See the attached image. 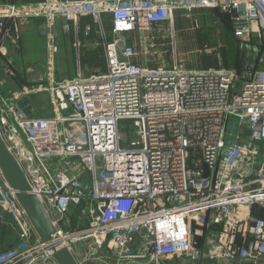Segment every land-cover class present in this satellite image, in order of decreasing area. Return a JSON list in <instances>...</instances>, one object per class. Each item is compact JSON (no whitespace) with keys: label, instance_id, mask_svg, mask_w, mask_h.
<instances>
[{"label":"built area","instance_id":"2783aa9c","mask_svg":"<svg viewBox=\"0 0 264 264\" xmlns=\"http://www.w3.org/2000/svg\"><path fill=\"white\" fill-rule=\"evenodd\" d=\"M203 8L228 14L244 44L257 37V27L264 34V0L0 4V52L8 39H20V19L42 20L48 62L59 52L51 32L58 20L65 32L75 31L79 52L80 22L89 17L107 64L104 73L85 78L79 69L71 81L54 82L49 116L36 115L33 91L7 94L0 81V134L55 227L49 238L36 233L0 169V211L20 241L19 249L0 255V264H58L54 254L61 249L77 264L95 257L167 264L191 256L197 237L213 260L257 264L264 257V50L255 67L240 71L131 63L140 52L130 35L173 27L176 11ZM74 210L79 224L65 230L61 221H71Z\"/></svg>","mask_w":264,"mask_h":264},{"label":"crops","instance_id":"0c3cea01","mask_svg":"<svg viewBox=\"0 0 264 264\" xmlns=\"http://www.w3.org/2000/svg\"><path fill=\"white\" fill-rule=\"evenodd\" d=\"M39 1L43 0H0V4H19V2L36 3ZM177 20L178 23L180 22L178 30L175 28ZM106 21L107 23L109 22L110 26L112 25L110 17H107ZM41 22V19H20L17 22L16 28L18 30V33L20 34V39L17 41L14 36L5 42L2 52H0L1 72L5 71L7 73V70H10L12 72L13 69H15V71L17 70L14 66L10 64L9 61V56H14V54L18 59H20L23 55L24 61L33 66L34 64H41L43 62V59L46 57V49L44 46L45 40L41 36L42 32L39 29V25ZM63 25V20H58L56 22L55 29L58 32V35L59 32H61L65 36L66 34H68V36H71L72 42H75V31L71 29L70 33L65 32ZM88 25L91 27V32L89 34H86V27ZM165 25L168 26L170 30V33L168 35L171 37L167 36V30L164 29ZM97 29V25H95L93 20L89 17L83 18L80 22V33L78 38L80 42L84 44V50L81 51V48L80 51L77 52V49L75 48L74 56L76 60V67L74 71L76 75L79 69L81 70V73L84 77H88L96 73H104L105 70H107L105 47L103 39L98 35ZM153 29V32L150 34L142 33L137 36H129V44L134 45L140 52V55L137 56V58L131 59V63H141L142 65L154 68L159 66L170 67L174 66L178 62L183 68L187 70H205L221 68L227 70H237L239 64L242 61L244 62V64L243 67H241L242 65L240 66V69H243L246 65L255 67L258 62V58L261 54V47H258V39L256 38L250 44H246L252 49V58L243 53L241 51L240 45L234 37L235 34L233 33L234 29L232 27L231 17L228 14L221 13L214 9H195L191 12L179 10L175 13L173 27L169 26L168 24H158L155 25ZM187 32L192 33L190 40L192 39L191 43L194 45V47L189 48L190 50H188L187 52L191 51L194 53V49H196V52L201 50L199 53H197L198 55H196H206L209 59H204L205 61L203 64H200L196 61L191 62L190 60H188L189 56L184 48L181 50V54L177 52V33H181L182 35L186 34ZM168 37L170 38V42L165 43L164 40H167ZM257 37L259 36L257 35ZM262 37L264 39V34ZM37 42H40V46L39 49L36 48V50L33 49V46L35 45L37 47ZM197 42L200 43L197 44ZM178 44L184 47H187L188 45H186V42L183 39L178 41ZM159 52H162L164 54L161 61L158 60L159 58L155 57L159 54ZM33 54H36V56ZM152 57H155L156 60L152 61ZM171 57H173L172 62H170L169 59ZM98 59H100V63L98 62ZM104 62L106 64V69H104ZM256 212L260 213L262 211L256 210ZM79 219V212L77 210H74L71 213V221L63 220L61 221V226L65 230L74 229L79 224ZM241 240L242 238L239 236L238 241L240 242ZM197 241L198 247L204 251L205 255V252L207 251L205 249V245H203L204 240L200 237H197ZM205 256L204 258L206 260V264L213 260ZM198 259H200V257ZM195 260L196 259H194V261ZM188 262L189 263L179 264L193 263L190 261ZM213 262H215L216 264H239L224 262L219 259H214ZM166 263L170 264L169 261ZM197 263L200 264L199 261ZM89 264H112V262L105 261L103 259H98L97 257H95L91 260V263ZM244 264H253V262L246 260ZM257 264H264V257L261 258Z\"/></svg>","mask_w":264,"mask_h":264},{"label":"rangeland","instance_id":"374dc122","mask_svg":"<svg viewBox=\"0 0 264 264\" xmlns=\"http://www.w3.org/2000/svg\"><path fill=\"white\" fill-rule=\"evenodd\" d=\"M179 26H180V22L178 23V20H177L175 28L178 30ZM55 27L56 26L53 27V30L51 32L53 33L55 37L56 45L59 49V52L56 54V56L54 57L55 59L52 62H48V49H46V46L44 44L45 49H46V57L43 59V62L41 61L42 62L41 64H38V63L34 64L35 66L34 67L33 65L28 64L24 61L23 55L20 59H18L16 58L14 54V56L13 55L9 56V59H10L9 61H10V64L14 66L17 70L15 71V69H13V72L11 74L6 73L5 71L4 72L0 71V81L2 83L4 93L13 95L16 93H21L26 90L34 92L30 96L33 99V102L35 104L37 116H49L53 114L54 109L51 103L50 91H49V89H51L52 84H54V82L71 81L77 76L74 71L76 67L75 65L76 60L74 56L75 54L74 42H72L71 36H68V34H66L65 36L61 32H59V35H58V32L56 31ZM164 29L167 30V36H169L168 34L170 33V30L168 26L165 25ZM105 31L107 32L108 36L110 35L112 31L111 26L109 25V22L107 23V21H105ZM233 33L235 34V31H233ZM256 34L262 37L261 32L258 27H257ZM98 35L101 37L99 31H98ZM191 35L192 33L190 32H187L186 34H182V35L181 33H177V38H176L177 39L176 46H178L176 47L177 52L181 54V50L183 48L187 52L188 50H190L189 48L194 47V45L191 43L192 39L190 40ZM41 36L44 38L42 33H41ZM169 37L167 38V40H164L165 43L170 42ZM234 37L236 38V41L240 45L241 51L245 53L247 56L252 58V53H251L252 49L248 47L246 44H244V42L240 40L238 37H236V35ZM261 37H256V39H259V40L263 39V37L262 38ZM181 39L185 40L186 45L188 44L187 47L180 46L178 44V41H180ZM199 43L200 42H197V44ZM39 46H40V42L39 43L37 42V47L34 45L33 49H36V48L39 49ZM83 46L84 44L80 43V48H82L81 51L84 50ZM194 50H195L194 53L191 51L187 52L189 56L188 60H190L191 62L196 61L200 64H203L205 60H209L206 55L197 56L198 55L197 53H199L201 50L197 49L199 50L198 52H196V49ZM33 55L36 56V54H33ZM163 56L164 54L162 52H159V54L155 57L159 58L158 60L161 61ZM173 56H174V53H173ZM155 57H152V61L156 60ZM169 59H170V62H172L173 57ZM98 62L100 63V59H98ZM104 69H106L105 62H104ZM85 78H88V77H85ZM38 88H40V90L38 91V93H36L35 90ZM121 130L123 132V135L129 138L132 133L131 123L130 122L123 123ZM19 248H20V241L18 238V233H17V230L11 218L0 211V255L16 251V249H19ZM76 249L79 251L80 254L83 253V248H81V246H78ZM86 253L90 254V251L87 250ZM205 255H204V251L198 248L193 252L191 257L188 256V257H181L180 259H177V258L171 259L169 263L179 264V263H189L188 261H190V262H193L191 264H199L197 263L199 261L200 264H206V260L204 256L208 257V253L205 252ZM199 257L200 259H198ZM194 259L196 260L194 261ZM208 264H216V263L213 262V260H211Z\"/></svg>","mask_w":264,"mask_h":264},{"label":"water","instance_id":"95a60500","mask_svg":"<svg viewBox=\"0 0 264 264\" xmlns=\"http://www.w3.org/2000/svg\"><path fill=\"white\" fill-rule=\"evenodd\" d=\"M246 160V158H244ZM204 168V178L209 176V168ZM0 169L6 183H9L16 195L23 210L29 217L36 233L41 238H49L55 233L51 216H49L43 203L32 192L30 183H28L25 173L16 162L10 151L7 149L4 140L0 134ZM249 173V168L245 169L244 174ZM58 264H77L74 257L67 249H61L54 254Z\"/></svg>","mask_w":264,"mask_h":264},{"label":"trees","instance_id":"16d2710c","mask_svg":"<svg viewBox=\"0 0 264 264\" xmlns=\"http://www.w3.org/2000/svg\"><path fill=\"white\" fill-rule=\"evenodd\" d=\"M222 13V12H221ZM262 38V37H261ZM255 40V39H254ZM256 43H257V41H256ZM258 47L260 48L261 47V52L264 50V41H263V39H261V40H259L258 39ZM243 64H244V62L242 61L240 64H239V67H238V69H237V71L239 70H242V68L240 69V66L241 67H243ZM258 214V213H257Z\"/></svg>","mask_w":264,"mask_h":264}]
</instances>
